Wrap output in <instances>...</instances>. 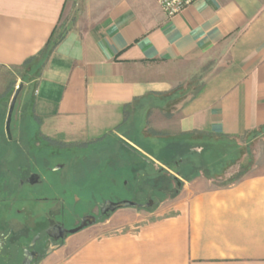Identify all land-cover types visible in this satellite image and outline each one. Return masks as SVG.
<instances>
[{
  "label": "crops",
  "instance_id": "obj_1",
  "mask_svg": "<svg viewBox=\"0 0 264 264\" xmlns=\"http://www.w3.org/2000/svg\"><path fill=\"white\" fill-rule=\"evenodd\" d=\"M76 1L0 0V105L17 85L8 72L67 27L31 98L42 151L178 140L199 152L218 140L264 157V0H197L173 17L157 0ZM198 60L201 86L178 100ZM37 264H264V163L225 185L195 176L154 209H118Z\"/></svg>",
  "mask_w": 264,
  "mask_h": 264
},
{
  "label": "rangeland",
  "instance_id": "obj_2",
  "mask_svg": "<svg viewBox=\"0 0 264 264\" xmlns=\"http://www.w3.org/2000/svg\"><path fill=\"white\" fill-rule=\"evenodd\" d=\"M79 1L80 0H77L75 2L74 8L78 9ZM200 65V60L184 64V70L189 73L187 76L183 77V80L178 87L180 89V96L178 100L183 99L189 93L196 92L200 88L202 77L206 70V67L201 68ZM198 66H200V68L197 69ZM10 71L8 72L9 76L7 75V80L10 81L14 79L15 82H17V85L11 92L12 95L16 91L17 86L23 83V89L20 92L13 113L11 129L13 135L20 134L23 136L22 144L24 153H22V160L24 165L25 160L27 159V152L29 150L39 149V151H42L41 149H43L40 145L33 143L34 141L32 135L34 131H31L32 125L30 127L28 121L29 108L30 103L32 102L31 98L33 96L36 78H30L28 82L23 78L25 72L27 71V67L11 69ZM11 94L8 96L6 103L0 105V143L2 144V147L0 148V169L5 172L8 166L7 163L13 158L12 150H15V147H12L9 143L6 134V120L9 105L12 99ZM25 97L29 99L27 104L28 108L22 105V102L25 101ZM176 100L175 102L167 105L168 107L166 110L172 111L178 103V100ZM243 144L244 146H242V149L240 148V150H237L232 144L233 147H229L231 149H227L225 152L228 156L235 155L236 157L234 158H237V160L235 159L236 161L231 164L230 167L222 169L224 161L227 162L229 159H219L217 162H209L208 166L203 165L202 168H200L199 172L201 174H199V176L203 179L211 181V183L217 186L225 185L230 183L233 178L244 173L251 164L254 166L255 164L264 163V157H258V159L254 158V162H251V150L249 151V147L245 145V141ZM261 144L264 146L263 140L261 142L258 141V145ZM143 146V152H134L129 147L122 145V142H116L112 147H109L104 151H100L98 149L99 147H96V149L90 148L87 151H79V156H76L75 154H67L68 151H56L51 154V151L49 152L44 150L41 155L50 156L53 160L56 158L59 160L60 157L68 159V156L82 158L81 160L84 161L86 171L84 177L78 178L77 175L71 172V169L69 173L71 176L69 180L64 183L67 187L80 185L81 188H83L81 190L82 201L80 206H78L81 212H87L89 209L96 210L97 204H99L102 199H113L117 201L135 200L140 203H146L149 198H151L155 201V204H153L150 209H154L165 198L175 196L173 194L178 189L180 191L188 179L191 177L193 179L195 177H193V173L187 175V177H185V175H179L175 170H173L174 166L168 167L156 158L158 151L154 150L152 145V147L146 145ZM254 148L255 147L252 149ZM79 152L76 151L75 153ZM200 163L201 162H199V164ZM77 165L82 167V163L80 162H77ZM94 168L96 169L94 170ZM160 168H164L165 171L161 172ZM221 170H223V172H221ZM48 174L49 180L52 182L61 180V176L58 173L48 172ZM173 177H176L177 181L174 180ZM164 181H169L170 187L162 189L161 185H164Z\"/></svg>",
  "mask_w": 264,
  "mask_h": 264
},
{
  "label": "flooded vegetation",
  "instance_id": "obj_3",
  "mask_svg": "<svg viewBox=\"0 0 264 264\" xmlns=\"http://www.w3.org/2000/svg\"><path fill=\"white\" fill-rule=\"evenodd\" d=\"M22 137L7 135L15 150H12L13 158L7 163L6 172L0 169V264H26L28 260L30 264H37L51 247L63 243L71 235L69 230L80 226L86 216H95L99 221L111 215V212L101 213L107 199H102L96 210L81 212L78 206L83 188L64 184L71 176V169L78 178L84 177L82 158L68 156V159L53 160L29 150L23 165ZM77 162L82 163V167ZM48 172L60 174L61 180L52 182ZM150 201L155 204L151 198L141 204Z\"/></svg>",
  "mask_w": 264,
  "mask_h": 264
},
{
  "label": "trees",
  "instance_id": "obj_4",
  "mask_svg": "<svg viewBox=\"0 0 264 264\" xmlns=\"http://www.w3.org/2000/svg\"><path fill=\"white\" fill-rule=\"evenodd\" d=\"M66 32V26H57L54 29L45 47L37 55L31 57L23 64V68L27 67V71L23 76V78L27 82L30 80V78L32 79L33 77L36 78V81L39 79L51 54L53 53L57 45L64 39ZM128 147L134 152H138L132 146L128 145ZM229 147H233L231 142L215 140L205 143L201 146V151L196 152L191 151V147L186 141L166 140L165 145L163 146V148L158 150V154L156 155L157 157H155L168 167L174 166L173 170H175L179 175H185V177H187V175L193 173V177H195L201 174L199 171L203 165L208 166L209 162H217L219 159H229L227 162L224 161L222 169L230 167V165L233 164L237 160V158H234L236 157L235 155L228 156L227 154H225L227 149H231ZM199 162L201 163L199 164ZM218 164L221 165L220 163ZM160 171L164 172L165 169L160 168ZM221 172H223V170H221ZM241 176L242 174L233 178L232 182L238 180ZM173 179L177 181L176 177H173ZM191 179L192 177L188 180ZM163 183L164 185L161 186L164 187V189L170 187L169 181H164ZM178 192L179 189L173 195L178 194Z\"/></svg>",
  "mask_w": 264,
  "mask_h": 264
},
{
  "label": "water",
  "instance_id": "obj_5",
  "mask_svg": "<svg viewBox=\"0 0 264 264\" xmlns=\"http://www.w3.org/2000/svg\"><path fill=\"white\" fill-rule=\"evenodd\" d=\"M23 89V83L19 84L16 88V91L14 92L10 105H9V110H8V115H7V120H6V133L8 135L9 138L12 137V132H11V124H12V119H13V113L16 107V103L18 100V97L20 95V92ZM38 177V175L35 176V179L32 180L33 183H35L36 178ZM153 206V201H150L147 204H141L135 200H120V201H113V200H107L104 202L102 209H101V213L105 214L107 212H115L118 209L121 208H127V207H136V208H149ZM97 222V219L95 216L89 215L86 216L83 219V222L80 224V226H78L77 228L71 229L69 230L70 234H75L81 230H83L84 228L93 225L94 223ZM26 264H30V261L28 260L26 262Z\"/></svg>",
  "mask_w": 264,
  "mask_h": 264
},
{
  "label": "built area",
  "instance_id": "obj_6",
  "mask_svg": "<svg viewBox=\"0 0 264 264\" xmlns=\"http://www.w3.org/2000/svg\"><path fill=\"white\" fill-rule=\"evenodd\" d=\"M161 5L163 11L167 16L173 17L192 4H194L197 0H157Z\"/></svg>",
  "mask_w": 264,
  "mask_h": 264
}]
</instances>
